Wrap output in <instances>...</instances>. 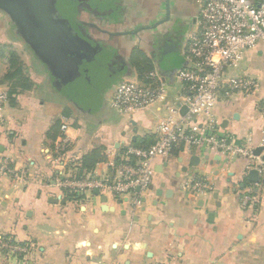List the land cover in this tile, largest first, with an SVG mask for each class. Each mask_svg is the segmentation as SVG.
<instances>
[{
    "label": "crops",
    "instance_id": "1",
    "mask_svg": "<svg viewBox=\"0 0 264 264\" xmlns=\"http://www.w3.org/2000/svg\"><path fill=\"white\" fill-rule=\"evenodd\" d=\"M199 2L73 0L81 21L75 27L97 48L91 71L76 85L0 9V90L8 94L0 112V171L5 161L10 169L0 173V264H264V150L253 152L264 147L257 105L264 98V42L235 71L258 79V90L224 92L212 116L205 115L236 145H250L249 157L182 145L172 157L155 159L148 188L119 199L99 190L69 194L56 181L113 179L128 145L155 139L158 122L185 101L176 73L188 65L184 48ZM148 70L167 81L168 99L119 113L110 104L118 83ZM187 111L183 106L181 114ZM64 123L71 146L55 160ZM199 179L204 191L184 187ZM248 194L254 201L244 204ZM6 240L27 250L10 255Z\"/></svg>",
    "mask_w": 264,
    "mask_h": 264
},
{
    "label": "built area",
    "instance_id": "2",
    "mask_svg": "<svg viewBox=\"0 0 264 264\" xmlns=\"http://www.w3.org/2000/svg\"><path fill=\"white\" fill-rule=\"evenodd\" d=\"M264 42V0H200L194 28L188 35L184 52L188 65L177 71V79L184 85L185 101L171 107L170 113L156 126L155 142L148 147L128 145L123 161L118 164L113 179L95 177L74 178L59 175L56 181L66 193L81 195L92 190L108 193L114 199L135 194V190L148 188L152 182L154 161L158 157H172L174 149L184 146H205L211 151L231 157L250 156V145H236L232 133L221 132L213 126L212 116L222 93L252 95L260 87L258 79L238 75L247 51ZM169 85L156 70L143 72L136 79L118 83L110 100L111 106L121 114H133L165 102ZM8 94L0 90V112ZM264 117V98L258 103ZM183 106L187 113L181 114ZM68 124L61 127L62 134L55 148V160L66 156L71 146L67 134ZM264 140V126L261 129ZM264 143V141H263ZM250 167L263 171V165L250 161ZM10 171L7 161L0 173ZM264 172V171H263ZM184 187L201 192L207 188L205 181L193 180ZM248 194L244 204L252 203ZM10 255L23 253L26 247L2 241Z\"/></svg>",
    "mask_w": 264,
    "mask_h": 264
},
{
    "label": "water",
    "instance_id": "3",
    "mask_svg": "<svg viewBox=\"0 0 264 264\" xmlns=\"http://www.w3.org/2000/svg\"><path fill=\"white\" fill-rule=\"evenodd\" d=\"M0 9L12 18L25 42L62 72L70 85L87 78L97 48L61 11L60 0H0ZM263 150L262 146L253 152L259 155ZM249 175L258 181L257 170Z\"/></svg>",
    "mask_w": 264,
    "mask_h": 264
},
{
    "label": "flooded vegetation",
    "instance_id": "4",
    "mask_svg": "<svg viewBox=\"0 0 264 264\" xmlns=\"http://www.w3.org/2000/svg\"><path fill=\"white\" fill-rule=\"evenodd\" d=\"M73 7H74L73 0H60L61 11L64 12L71 19V22L74 26H77L79 28L80 27L79 24L81 23V21H78L79 19L74 17V13H73L74 8ZM70 8H72V9H70ZM196 18H197V15L195 17V21H196Z\"/></svg>",
    "mask_w": 264,
    "mask_h": 264
},
{
    "label": "trees",
    "instance_id": "5",
    "mask_svg": "<svg viewBox=\"0 0 264 264\" xmlns=\"http://www.w3.org/2000/svg\"><path fill=\"white\" fill-rule=\"evenodd\" d=\"M155 142V139L154 140H152L148 145H144L145 147H148L149 145H151V144H153ZM182 146V145H181ZM179 148L180 147H178V148H176V149H174V151H178L179 150ZM173 151V152H174Z\"/></svg>",
    "mask_w": 264,
    "mask_h": 264
},
{
    "label": "rangeland",
    "instance_id": "6",
    "mask_svg": "<svg viewBox=\"0 0 264 264\" xmlns=\"http://www.w3.org/2000/svg\"><path fill=\"white\" fill-rule=\"evenodd\" d=\"M167 112H166V110H162V112H161V115H165Z\"/></svg>",
    "mask_w": 264,
    "mask_h": 264
}]
</instances>
